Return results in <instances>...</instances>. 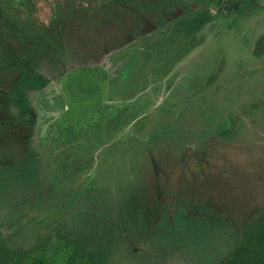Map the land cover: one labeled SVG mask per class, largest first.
I'll return each instance as SVG.
<instances>
[{
  "label": "rangeland",
  "instance_id": "1",
  "mask_svg": "<svg viewBox=\"0 0 264 264\" xmlns=\"http://www.w3.org/2000/svg\"><path fill=\"white\" fill-rule=\"evenodd\" d=\"M136 1L0 0V190L47 164L52 114L64 147L54 193L0 223L24 246L116 230L124 264H209L264 214V0Z\"/></svg>",
  "mask_w": 264,
  "mask_h": 264
},
{
  "label": "trees",
  "instance_id": "2",
  "mask_svg": "<svg viewBox=\"0 0 264 264\" xmlns=\"http://www.w3.org/2000/svg\"><path fill=\"white\" fill-rule=\"evenodd\" d=\"M123 1V5L125 3L129 4L130 1L137 2L136 0ZM182 1L177 0L179 6H183ZM188 1L200 4V6L206 2V0ZM187 3H184L185 11L189 12L191 8ZM229 4L230 2L227 0L223 2L225 7ZM206 16L211 17L209 11L197 13L191 23L190 29L197 31L208 20ZM155 26L157 29L161 28L159 23ZM122 63L123 59L121 61H110V65H108L107 70H109V73H114V80L123 76V66H126L128 63ZM111 67L112 71H110ZM52 113L55 114V112ZM50 117H52V122L44 126V129L37 123V145L43 150L44 157H47L46 160L48 159V161L44 159L42 164H47L43 165V167L41 166L38 172L39 175H37L34 182L31 183V177L28 182L18 184L17 187L15 185L0 190V206L7 205L12 209H16L18 205H23L27 208L40 206V204L47 201L50 194L54 193L50 191L53 188V183L51 181L48 182L44 169L46 168L47 170L48 166L52 162H55V159L58 162L64 159V156L60 154V150L64 147L58 148L59 144H57V131L60 129V124L62 123L58 120L57 115L53 117L52 114ZM112 121L117 122V118H113ZM59 134L63 135L61 131H59ZM72 161L70 159L63 162V166L66 170L68 166L69 173L77 176L84 167L77 164L74 166ZM79 161L85 162L82 160H78L77 162ZM57 165V162L52 164L53 168ZM44 188L46 189L45 192L48 191L49 193L43 192ZM18 220L21 219L18 218ZM4 228L5 226L0 223V264H124L128 257L127 251L129 248L127 249L125 244L126 250L124 248L123 251L120 250L122 247V241H120L122 233H117L116 230H105L102 232L95 230L88 233L75 234L64 228H56L51 229L44 235H37L33 243L24 246L14 243L12 236L15 234H8ZM121 251L122 253H119ZM123 255L125 256L124 259ZM209 264H264V214L239 233L231 248L225 254Z\"/></svg>",
  "mask_w": 264,
  "mask_h": 264
},
{
  "label": "flooded vegetation",
  "instance_id": "3",
  "mask_svg": "<svg viewBox=\"0 0 264 264\" xmlns=\"http://www.w3.org/2000/svg\"><path fill=\"white\" fill-rule=\"evenodd\" d=\"M4 75H7V73L5 72V74H4ZM116 114H118V112H117ZM118 120H119V119H117V122H118ZM117 122H116V123H117ZM119 122H120V121H119ZM85 162H86V160H85ZM86 168H87V165H86V166H84V169H86Z\"/></svg>",
  "mask_w": 264,
  "mask_h": 264
}]
</instances>
